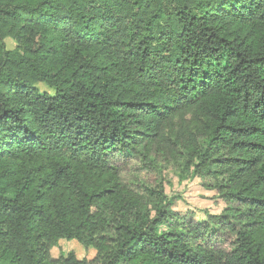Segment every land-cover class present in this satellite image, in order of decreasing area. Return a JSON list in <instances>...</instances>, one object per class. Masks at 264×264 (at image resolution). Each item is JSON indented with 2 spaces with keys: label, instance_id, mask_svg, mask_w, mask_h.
<instances>
[{
  "label": "trees",
  "instance_id": "16d2710c",
  "mask_svg": "<svg viewBox=\"0 0 264 264\" xmlns=\"http://www.w3.org/2000/svg\"><path fill=\"white\" fill-rule=\"evenodd\" d=\"M121 263L264 264V0H0V264Z\"/></svg>",
  "mask_w": 264,
  "mask_h": 264
},
{
  "label": "rangeland",
  "instance_id": "374dc122",
  "mask_svg": "<svg viewBox=\"0 0 264 264\" xmlns=\"http://www.w3.org/2000/svg\"><path fill=\"white\" fill-rule=\"evenodd\" d=\"M8 48H13L14 43L6 40ZM40 89L48 91V89L40 85ZM126 181L137 182L140 180L146 185L154 186L155 183L162 181L164 193L168 196L180 195V199H175L173 208L179 212L190 211L197 217L203 216L205 211L212 213L219 212L223 204L214 197L213 192L204 189L201 186L200 180L196 177L193 179H181L174 169L169 168L163 170L161 175L153 172L139 171L135 165H132L122 174ZM74 252L78 259L90 260L94 257L95 251L92 249H84L77 242L60 241L57 246L53 247L50 255L53 258H58L61 254ZM123 264V263H121Z\"/></svg>",
  "mask_w": 264,
  "mask_h": 264
}]
</instances>
